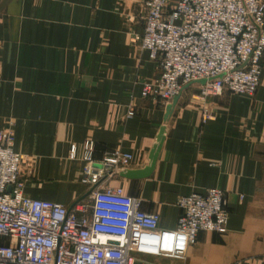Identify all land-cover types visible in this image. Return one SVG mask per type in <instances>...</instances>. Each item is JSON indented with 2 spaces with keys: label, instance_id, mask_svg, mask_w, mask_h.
I'll return each mask as SVG.
<instances>
[{
  "label": "crops",
  "instance_id": "1",
  "mask_svg": "<svg viewBox=\"0 0 264 264\" xmlns=\"http://www.w3.org/2000/svg\"><path fill=\"white\" fill-rule=\"evenodd\" d=\"M144 1L0 0V129L14 122V149L26 159L24 192L68 208L89 202L84 142H95L98 160L121 149L133 155L129 169H143L165 124L150 176L117 173L100 186H122L169 229L178 224L180 196L220 188L230 211L227 233L201 231L186 259L175 261L262 264L264 68L251 96L204 95L200 82L186 84L166 120L173 99L164 104L142 93L160 72L133 42L144 30ZM72 145L78 159L70 158Z\"/></svg>",
  "mask_w": 264,
  "mask_h": 264
},
{
  "label": "built area",
  "instance_id": "2",
  "mask_svg": "<svg viewBox=\"0 0 264 264\" xmlns=\"http://www.w3.org/2000/svg\"><path fill=\"white\" fill-rule=\"evenodd\" d=\"M144 5V30L133 42L160 63L159 74L143 85L144 97L167 104L200 79H206L204 95L256 92L264 68V0H145ZM14 142L10 121L0 129V264H165L159 259L185 260L201 231H228L226 192L217 187L180 196L177 226L160 227L159 214L143 210L140 198L122 186H100L131 166L132 153L105 151L98 160L93 140L84 142L80 156L81 180L93 186L89 202L68 208L28 196L20 180L26 159ZM78 157L72 145L70 158Z\"/></svg>",
  "mask_w": 264,
  "mask_h": 264
},
{
  "label": "water",
  "instance_id": "3",
  "mask_svg": "<svg viewBox=\"0 0 264 264\" xmlns=\"http://www.w3.org/2000/svg\"><path fill=\"white\" fill-rule=\"evenodd\" d=\"M194 82H200L201 84H205L206 79H200ZM178 98L179 95L174 97L173 102L167 107L166 120L172 114L173 108L176 105ZM166 128L167 126L165 124L162 125V127L160 128L156 142L154 143L150 152L149 164L146 167H144L143 169L120 168L118 170V173L128 178H144L150 176L156 166V162L166 136Z\"/></svg>",
  "mask_w": 264,
  "mask_h": 264
},
{
  "label": "rangeland",
  "instance_id": "4",
  "mask_svg": "<svg viewBox=\"0 0 264 264\" xmlns=\"http://www.w3.org/2000/svg\"><path fill=\"white\" fill-rule=\"evenodd\" d=\"M149 259V257H147ZM151 260V259H149ZM161 261L165 264H183V262L175 261L174 259H161Z\"/></svg>",
  "mask_w": 264,
  "mask_h": 264
}]
</instances>
